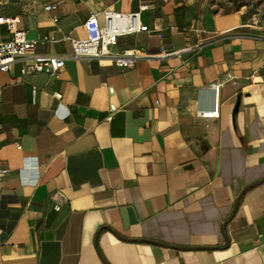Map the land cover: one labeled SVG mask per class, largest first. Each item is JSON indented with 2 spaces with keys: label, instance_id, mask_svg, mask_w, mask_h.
Returning a JSON list of instances; mask_svg holds the SVG:
<instances>
[{
  "label": "crops",
  "instance_id": "crops-1",
  "mask_svg": "<svg viewBox=\"0 0 264 264\" xmlns=\"http://www.w3.org/2000/svg\"><path fill=\"white\" fill-rule=\"evenodd\" d=\"M104 10L148 27L109 47L131 68L72 57ZM0 17L65 57L0 72V264H264V3L0 0Z\"/></svg>",
  "mask_w": 264,
  "mask_h": 264
},
{
  "label": "built area",
  "instance_id": "built-area-1",
  "mask_svg": "<svg viewBox=\"0 0 264 264\" xmlns=\"http://www.w3.org/2000/svg\"><path fill=\"white\" fill-rule=\"evenodd\" d=\"M53 8H55L53 5L46 6V10ZM99 15L103 18V24L100 23ZM17 22V18L0 17V27L6 24L12 32L11 39L0 40V72H7L17 59L23 58L29 59L31 62L21 69L22 74L47 73L58 76L60 70L64 67L65 57L35 54L33 48L37 41L29 40L25 31L17 29ZM83 27L86 32L85 38H69L72 46V57L80 60L108 58L123 69L133 67L138 61L139 55L133 50L112 54L109 47L115 45L120 36L149 31L148 27L141 22L140 12L121 14L112 10H104L101 14L91 12ZM51 39L48 37L42 38L44 41H50ZM211 88L217 93L219 85L213 84ZM109 91L113 92V89L109 87ZM110 109L111 111L115 110L114 106H111ZM198 114L204 118H217L219 115L217 107L211 111L200 110ZM8 171L7 168L1 169L0 178L5 176ZM55 207L56 210L60 208L59 205Z\"/></svg>",
  "mask_w": 264,
  "mask_h": 264
},
{
  "label": "rangeland",
  "instance_id": "rangeland-1",
  "mask_svg": "<svg viewBox=\"0 0 264 264\" xmlns=\"http://www.w3.org/2000/svg\"><path fill=\"white\" fill-rule=\"evenodd\" d=\"M213 5L217 8L224 10L235 9L246 7L248 9H253L254 7H261L264 0H210Z\"/></svg>",
  "mask_w": 264,
  "mask_h": 264
},
{
  "label": "water",
  "instance_id": "water-1",
  "mask_svg": "<svg viewBox=\"0 0 264 264\" xmlns=\"http://www.w3.org/2000/svg\"><path fill=\"white\" fill-rule=\"evenodd\" d=\"M239 105H240V97H238V99H237V102H236V105L234 108V114L238 111Z\"/></svg>",
  "mask_w": 264,
  "mask_h": 264
}]
</instances>
